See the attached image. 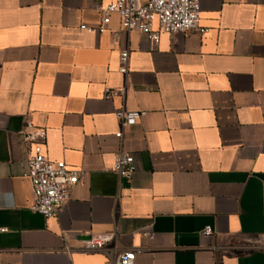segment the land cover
I'll return each mask as SVG.
<instances>
[{
  "label": "crops",
  "instance_id": "obj_1",
  "mask_svg": "<svg viewBox=\"0 0 264 264\" xmlns=\"http://www.w3.org/2000/svg\"><path fill=\"white\" fill-rule=\"evenodd\" d=\"M113 1L0 0V264H110L122 251L134 264H264V0H200L205 32L156 44L117 14L80 29ZM120 109L140 119L121 129ZM27 124L79 174L47 219L29 210ZM120 152L134 157L130 181L112 170ZM97 238L112 239L81 251Z\"/></svg>",
  "mask_w": 264,
  "mask_h": 264
},
{
  "label": "built area",
  "instance_id": "obj_2",
  "mask_svg": "<svg viewBox=\"0 0 264 264\" xmlns=\"http://www.w3.org/2000/svg\"><path fill=\"white\" fill-rule=\"evenodd\" d=\"M101 25L98 28L80 26L85 32L101 33L105 30L110 16L117 14L122 30L138 32L156 44L161 33L187 34L190 32L204 33L199 24L200 0H114L102 7ZM156 24V27H155ZM129 51L122 50L119 54V64L122 72H126ZM123 95V91L105 90L104 99L114 95ZM140 112L117 110L115 117L121 129L134 126L140 119ZM29 132L23 134V142L29 147L25 160V177L29 180L32 190V200L29 210L44 218L57 216L70 198L71 189L78 183L79 174L71 170L64 161H51L43 151L42 139L45 132L26 125ZM116 137L121 139L122 132ZM113 172L120 179L130 181L137 172L133 155L120 152L114 162ZM147 234H143L146 236ZM201 237L208 239L212 236L210 227L200 232ZM112 238H97L85 243L82 252L94 253L102 251ZM68 250V249H66ZM134 251H122L113 256L110 264H134Z\"/></svg>",
  "mask_w": 264,
  "mask_h": 264
}]
</instances>
